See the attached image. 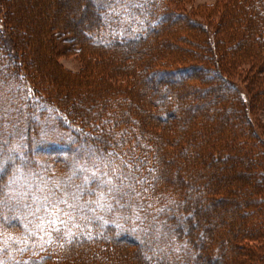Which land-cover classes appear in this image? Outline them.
<instances>
[{
    "label": "trees",
    "instance_id": "1",
    "mask_svg": "<svg viewBox=\"0 0 264 264\" xmlns=\"http://www.w3.org/2000/svg\"><path fill=\"white\" fill-rule=\"evenodd\" d=\"M94 1L93 10L101 20L82 37L72 34L75 44L80 45L79 52L90 58H95L96 54L104 57L109 52L118 56L133 52L137 56L136 48L154 45L149 41L157 36L155 33L158 29H163L170 22L178 27V30L170 31L173 34L170 39L185 40L187 45L183 52H179L178 46H172L175 47L173 51H177L175 56L184 55L188 65L168 71L169 77H165L163 84V80L154 81L158 85L146 91V101L165 105L150 110L153 112L152 118L147 116L139 121L133 115L130 118L124 102L116 101L126 97L122 89L112 86L109 80L105 81L104 74L94 78L90 76L95 69L88 70L85 82H81L82 90L90 92L99 88L91 91L95 98L90 102L95 109L92 114L69 104L71 99H68V94L75 95L79 91L77 81L75 86L70 83L71 87H68L64 82L62 88H56L52 87V81L49 83L46 80L44 88L39 89L25 77L30 89L24 96L26 117L20 116L21 120L27 118L22 127V142L16 145L15 151H11L8 155L10 158L6 157L0 165V264H235L237 257L241 256H246L248 261L252 258L262 259L264 253L260 247L252 242L247 245L242 240L247 235L248 238L257 236L260 228L264 227V150H260L261 141L255 138L242 117L243 109L236 87L226 75H230L240 61H251L246 72L247 89L251 91L256 104L264 103L255 96L264 91V77L260 73V68L264 67V0H230L229 20L223 29L226 33L216 48L219 54L216 61L211 48L207 53L210 40L206 38L205 28L198 27L197 23L191 27L189 17L185 15H181V18L173 16L168 21L170 16L167 12L170 10L160 9L161 0H157L158 4L156 0H136L140 2L139 9L132 12L134 26L128 28L126 23L120 31V25L108 16L119 13L123 6H130V1ZM11 2L0 0V7L6 19H11L13 25L15 23L19 28V23L11 18L12 14L15 15ZM104 11H107L105 15L100 14ZM126 19L130 20V16ZM102 26L103 31L99 30ZM11 32L19 38L16 30ZM162 32L166 35L169 33H165V30ZM162 38H165L164 35ZM92 40L95 44L91 43ZM154 42L157 43V38ZM168 42L171 44V41ZM134 58L128 59L126 67L134 72L132 76L135 79H139L140 87L144 85L140 76L144 75L146 67L144 63L136 61L138 57ZM217 59H220V63ZM109 60H112L111 57ZM31 61L27 62L30 68L33 67ZM15 66L16 62L10 61L7 54L0 51V76L6 75L9 68ZM112 70L117 71L115 66ZM159 73V70L153 72L157 76ZM77 75L73 79H77ZM95 79L99 82H95ZM161 84L164 89L160 87L159 90ZM201 88L202 94L199 92ZM66 92L67 95H64ZM221 98L226 102L223 106L218 101ZM190 101L192 105L188 103ZM199 101L207 102L208 109H203L197 116L189 114V109L194 112ZM36 108L37 117L33 119L31 113ZM133 110L136 112L134 107ZM166 112H176L179 116L170 118ZM50 114L49 122L42 128V119ZM109 115L112 121L104 124L102 121ZM170 120L173 123H169ZM174 120L176 123L173 126ZM7 124L10 123L0 121V140H3V135L5 139L12 135L7 133L11 130L4 128ZM129 126L135 130H127ZM58 127L63 132L52 133V129ZM156 127H161L162 131H157ZM40 137L44 140H39ZM87 146L90 149L86 151ZM67 150V154H64ZM71 151L75 153L71 155ZM37 160L41 163L39 166ZM72 160L78 166H72ZM171 160L178 162L170 166ZM92 161L95 162L92 169L102 180L100 183L89 180L87 185L80 184L79 194H74L75 201L80 200L91 208L89 212L96 209L109 215L117 212L121 221L92 219L84 207L78 214L66 212L70 216L75 215L76 219L80 218L74 230L64 228L65 223L69 224L67 220L64 224L57 223L55 234L58 235L57 231L67 232V236L59 237V240L54 234L44 238L43 231L51 232L54 224L46 223L44 226L39 221L43 212L53 207L51 201L58 196V192L48 189V180L57 183L77 169L78 175L74 176L81 179L88 170L85 167ZM15 166L18 176L26 175L27 182L19 180L20 177L18 181L9 178ZM238 168L244 172H239ZM35 176L39 177L38 183ZM180 178H188V181L183 182ZM234 185H237V192ZM109 187L113 191L104 201L97 190ZM215 190L221 196L215 198V212L226 209L231 216L235 212L236 223L233 226L223 223L222 227L206 233L193 225L196 224L194 214L198 201H210V193L216 194ZM27 192L32 193L34 204ZM193 193L197 194V201L192 197ZM242 193L247 198L241 197L238 203L240 198L237 195L242 196ZM39 196L48 202L50 197L54 198L49 205H44V209L35 200ZM70 198L72 195L63 196L67 202ZM138 201L142 204L136 217L140 225L135 220V224L132 222L130 213L133 202ZM248 205L250 212L237 214L241 207ZM34 214L36 216L32 217ZM253 219L259 221L258 224H252ZM214 241H217L216 247L211 250L209 244ZM156 242L159 245L153 251L150 247ZM217 243L220 246L218 258L214 257ZM236 244L242 254L234 246ZM224 246L227 248L222 250Z\"/></svg>",
    "mask_w": 264,
    "mask_h": 264
},
{
    "label": "rangeland",
    "instance_id": "2",
    "mask_svg": "<svg viewBox=\"0 0 264 264\" xmlns=\"http://www.w3.org/2000/svg\"><path fill=\"white\" fill-rule=\"evenodd\" d=\"M11 1H12L11 3H13V9L15 12V15L12 14L11 18H14L15 20L13 21L15 22L17 21V23H19V28L15 26V23L13 25L11 19L10 20L6 19L5 13L2 11L0 7V49L2 47L0 51L5 52L8 56V59L10 61L14 60L17 65L15 67L9 68L6 75L0 76V121L1 123H10L9 125L7 124V126H5L4 128L7 130H11V132L9 131L7 133H12V135L10 136L8 135L9 137L8 139H5L3 135V140H0V165L3 163V160L6 157L10 158V156L8 155L11 154L12 150L15 151L16 145L22 142V138H23L22 127L27 118L21 120L20 116L26 117L25 113L27 112L24 111L26 110L25 109L26 100L24 96L27 94L28 89H30L28 83L25 81V77H28V79L32 82V84L38 87L39 89H42V87L44 88L43 83H45L46 80H48L49 83H51L52 81L54 83L52 87L54 86L56 88H62L63 86L62 83L64 82L67 83L68 87L70 86V83L74 84L73 86H75V81H77L78 82L77 84L79 85V91L75 95H72L70 93L68 94L69 95L68 99H71L70 101L71 103L69 102V104L79 107L84 112L87 113L90 112L92 114L94 113L95 110L91 104L92 101L95 100V98L92 97L93 96L92 90L97 91L99 88L96 87L95 89H91L90 92H88L86 90L81 89L82 88L81 82L82 83L85 82L84 79H86L85 77L87 76L86 74H88V70L95 69L94 71L91 72L90 76L94 78V76L104 74L105 81L109 80L110 81L109 83L112 86L114 85L122 89L123 94H125L126 97L122 98L121 100L117 99L116 101L119 103H121V101L124 102L125 108H127L129 111L127 113L130 114V118L133 115L134 119H137L139 121L140 119H144L147 116L151 117L153 112H150V110L152 109L154 110L158 108L160 109V107H163L165 105V103L162 102H160V104H156L154 102L152 103L151 101H146V99H148V96L146 97V91L150 90V88L155 89L156 87L155 85L156 84L158 85V82L160 80H163L162 82L163 84L166 78L169 77L167 74L169 73L168 71L188 65V63H186V57H184V55L175 56V53L177 51L176 50L173 51L175 47L173 48L172 46H176V47L178 46L180 49L179 52H183L185 51L184 47H186L187 45L185 44V40L180 41L178 40V38L177 39L174 38L172 40L170 39L171 36H173V34L170 33V31L178 30V27L176 25H172V23L170 22L165 24V26L162 27L163 29H161L163 31L165 30V33L169 31L170 36L169 33H167V35L163 34L164 32L161 33V30L158 29V31L155 33L157 36L153 39V41L152 40L149 41L151 43H154V45L146 44L145 47L142 46L137 47L136 48L138 50L137 56H134L133 52L132 53L126 52L119 56L116 55V53L114 55L112 52H111L112 54L109 52L104 57L96 54L95 58L94 57L90 58L88 55L86 56V54L79 52L80 45L75 44L74 35L72 34H76V36L82 37L84 36L85 32L93 28L94 25L100 23L99 21L101 20L100 16L96 14V12H94L93 10L94 9L93 4L95 5L94 0H11ZM129 1H130L129 2L130 6H123L124 8L119 13H116L117 16L115 13L109 14L108 16L109 19L115 20L116 23L120 25L118 26L119 31L123 29V26L126 25V23L128 24V28L134 26V22L131 21V18L133 19L134 17V14L132 15V12H134L135 9L137 10L139 9L140 1L137 2L136 0L135 1L129 0ZM98 2L100 3V1ZM112 2H114V0H112L110 3ZM160 2H162V5L160 4ZM229 2L230 0H161L159 1V4L161 7L160 9L168 8L170 10V11L168 10L169 12H167L170 16L168 21H170L173 16L176 18L177 17L181 18L180 17L181 15H185L186 17H189L188 24H191V27H193L194 24L197 23L198 27L205 28L206 38L210 40L209 50L207 53H209V51L212 50L211 53L214 55V60H215L217 58L216 56H219L218 52H216L217 50L216 48H218V45L220 44L222 37L226 33V31L223 29H225V26L228 23L227 21L229 20L227 16V14L230 12ZM156 4H158V1ZM11 9L12 8H10V10ZM129 9L131 10L133 9V10L131 11ZM106 13L107 11H104L103 13L100 14L105 15ZM127 16H130V20L126 19ZM135 16L137 15L135 14ZM190 21H192L193 23H191ZM222 21L224 22L222 23ZM123 22H125V24ZM103 28L104 26H102L99 30L103 31ZM13 29L16 30V34L19 36V38H16V36L11 32ZM163 35L165 37L164 39L162 38ZM156 38H157V43L154 42ZM168 41H171L172 45ZM91 43L95 44V41L92 40ZM146 49L148 50L147 54L145 52ZM166 49L168 50V52L166 51ZM124 51H126V49H124ZM94 53L95 51H93V54ZM110 57L112 60H109ZM134 57H138L136 58V61L140 63L141 62L144 63V66L146 67V71L144 72V75L140 76V79L142 78L140 81H143L144 85L140 87H139V79H135L136 77L132 76L134 72L126 67V65L129 62L128 59L135 60ZM116 60H120V61H116ZM30 61L32 62V66H33L31 68L27 66V62ZM110 61H113L114 63ZM218 61L220 63V59ZM251 64H252L251 61L249 62L247 60L240 61V63H238V66H236L235 70L231 71L230 75H226V76L227 77L229 76L228 78L231 80L232 84L236 87V91L238 93V97L241 101V106L243 109V110L241 109L242 117H244L245 120L247 121V126L249 125L250 130L254 132L255 138L261 141L260 150H264V103L256 104L254 99L252 98L251 91L249 90V88L247 89L248 81L246 79V75H247L246 72L250 68ZM100 65H102L103 67L102 68L99 67ZM113 66H115V69L118 71V73L117 71L112 70ZM99 68H101L102 70H99ZM158 70L160 72L159 73L160 75L158 76L154 75L155 73L153 74V72H156ZM151 72L152 75H150ZM260 73L264 77V67L260 68ZM75 74H78L77 79H73L75 78L73 77ZM136 80H138L137 84H136ZM154 81H158V82L155 83ZM95 82L98 83L99 80L95 79ZM86 83L89 82L86 80ZM162 84L159 86V90L160 87L164 89V85ZM183 87L185 88L184 83H183ZM202 90L203 88L199 90L201 94L203 93ZM64 95H67V92ZM165 96L167 95H164V97ZM255 96L259 98L258 100L261 99V101L264 102V91L258 93ZM166 101L169 100H167L166 98ZM218 101L221 106L226 104L224 98H221ZM188 103L192 105L191 101ZM133 107L135 108L136 112H132ZM207 107H208L207 102L204 101L201 103V101H199L198 105L194 109V112H191V110L189 109L188 113L189 114L194 113L193 115L197 116L198 114L203 112V109H208ZM37 111L38 108L34 109L33 112L31 113L32 114L31 117L33 119L37 117V113H38ZM134 114H136V116ZM167 115H170V118L172 116L173 117L175 116V118L179 116L176 115V112H174L173 114L167 113ZM50 116L52 115L50 114L48 118L42 119L41 121L42 128H44L47 125V123L50 120ZM111 121H112L111 116L109 115L107 116V119L103 120L102 122L105 124V123H110ZM169 123H173V120L172 121L170 120ZM175 123L176 120H174L173 126L175 125ZM51 126L52 125H50V127ZM156 128L157 131L158 130L162 131L161 127H156ZM97 129L98 128H96V130ZM52 130H54L52 131V133H54L55 131L63 132L62 128L60 127H58L56 130L55 129ZM127 130L134 131L135 129L129 126V128L127 127ZM48 138L51 139L50 137ZM39 140L42 141L44 139L43 137H40ZM5 143H7V145H5ZM1 147H4V149ZM88 149H90V147L87 146L86 151ZM67 152L68 150L64 151V154H67ZM74 153L75 151L70 152L71 155H73ZM58 155L63 156L62 154H58ZM176 160H180V159H176ZM176 160L175 161L171 160L170 166H173L174 163L177 164L178 161ZM93 163L95 162L92 161L87 164L88 167H85V169L88 170L84 172V174L81 176V179H77V177L74 176L75 174L78 175V173H76L78 171L77 169L76 172H74V174H70L65 179L58 180L59 182L57 183L48 180V182H50L48 189L58 192V196L55 198L53 196L52 198L50 197V199H48L50 202V200L51 199L53 200L54 198V200L51 201L53 203V207L47 208L41 215L42 219L39 222L43 223L42 225L45 226L46 223L54 224V229L51 230V232L48 233L43 231L44 238H50L54 234L58 236V240H59L60 239L59 237L67 236V232L63 233L57 231L58 235L55 234V230H57V226H56L57 223L64 224V222H66L67 220V223L69 224L65 223L63 225L64 228H68L69 230H74L76 225L79 224L80 218L76 219L75 215L70 216L66 212H76L74 214H78L79 212L81 213L83 211L82 209L84 207H85L84 208L85 211L87 210L89 216L92 219H96V220L101 219L103 221H108V220L121 221L120 218L117 217L118 216L117 212H115V215L114 214L109 215L103 212L102 210L100 211L99 209H96V211L89 212L88 210L91 208H88L87 206L82 204L80 200L79 201L77 200V202L75 201L76 198L74 194L77 195L79 194L80 184L87 185L89 180L90 181L97 180L96 182L100 183L101 178L99 174L92 169L95 166L93 165ZM36 164H38L39 166L41 163L40 161H38ZM218 164L219 162L217 163V165ZM74 165L78 166V163L72 160V166ZM14 168L15 169H13L9 178L12 177L18 181L20 177L19 180L22 179V181L27 182L28 180L27 176L26 175L25 177L24 176L21 177L20 175L18 176L19 173L17 172L18 170H16V166ZM238 169L239 172H244V170H242L241 168ZM38 179L39 177L35 176V180L37 183L39 182ZM70 179L71 180L75 179V180L70 182L69 181ZM180 179L183 182L188 181V178H180ZM234 187H235L234 191L237 192L238 191L237 185H234ZM99 190H97L98 191L97 193L100 196L104 197L103 199L104 201L108 200L109 192L113 191L112 188L110 187L105 188V190L102 191ZM118 193L122 194L121 191H118ZM196 193H193L192 197H194L197 201ZM214 193L216 194L210 193L212 194L211 195L212 198L210 199V201L206 199L198 201V205L196 206V211L194 214L196 219V224L193 223V225H197L198 230L203 229L204 232L206 233L212 232L214 230L213 228L222 227L223 223L224 224L230 223L231 226H233L234 223H236L235 212L232 213V216L228 214L229 211H227L226 209L224 211L219 210V212L217 213L215 212L217 210L215 198L221 196L220 194H217L218 190H215ZM65 195H72L70 201L67 202L66 200L63 199V196L65 198ZM241 195L242 196H239V194L237 195L238 199L240 198L238 200V203H240L242 199L247 198V196L243 195V193ZM27 196L30 197L31 202L34 204L32 193L27 192ZM35 200H37L38 206L39 203H41V207L43 206V208L44 205L50 204L46 199L42 200L40 196L38 197V199ZM58 201H61L62 203L60 204ZM132 205H133V211L130 213L132 214L133 219L132 218L130 219H132V222L134 224L135 222L133 220H135L137 224L140 225L139 221L136 220V217L138 215L139 208L142 206V204L140 201H138L135 203L133 202ZM250 210H251L250 205L244 206L237 211L238 212L237 214H240L241 212L242 214H244L245 211L250 212ZM33 216H36V214L32 215V217ZM246 218L247 217L245 216L244 219ZM189 222L190 223L192 222V218L191 221ZM258 222L259 221H257L256 219L251 220L252 224H258ZM233 229L235 230V228ZM259 232L260 234H258L257 236H252L250 238H248V235L244 236L242 241L247 245L248 242H252L254 246L260 247L261 250L263 251L262 253H264V227L260 228ZM215 242L217 241L211 242L209 244V246L212 247L211 250H213V247L215 246ZM217 244H218L217 245L218 249L216 248V254L214 255V257L216 258L219 257V247H220L219 243ZM158 245H159L158 242L154 243V245L150 247L151 250L153 251L156 250ZM234 246L237 247L239 254H242V251L239 249L237 244ZM224 248L226 249L227 247L224 246L222 250H224ZM258 259L259 260L257 259L255 260L252 258L251 261H248V258H246V256H241V257H237L238 262H235V264H264V257L262 259L261 257H259Z\"/></svg>",
    "mask_w": 264,
    "mask_h": 264
}]
</instances>
